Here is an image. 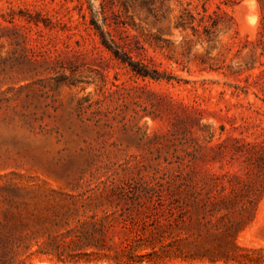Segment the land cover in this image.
I'll return each mask as SVG.
<instances>
[{
  "label": "rangeland",
  "instance_id": "obj_1",
  "mask_svg": "<svg viewBox=\"0 0 264 264\" xmlns=\"http://www.w3.org/2000/svg\"><path fill=\"white\" fill-rule=\"evenodd\" d=\"M168 180L232 198L206 229L264 264V0H0V210Z\"/></svg>",
  "mask_w": 264,
  "mask_h": 264
},
{
  "label": "trees",
  "instance_id": "obj_2",
  "mask_svg": "<svg viewBox=\"0 0 264 264\" xmlns=\"http://www.w3.org/2000/svg\"><path fill=\"white\" fill-rule=\"evenodd\" d=\"M189 20L187 15L180 25ZM95 29L101 45L133 76L160 79L156 70L134 61L96 25ZM216 187L173 180L128 182L101 187L100 193L107 195L103 200L92 199L87 192L51 191L44 205L31 209L23 200L6 198V207L0 210V264H26L33 258L73 264H245L248 258L240 256L232 227L221 236L206 229L212 218L234 204L227 195L215 197ZM164 195L167 201L162 200ZM17 254L21 257L16 260Z\"/></svg>",
  "mask_w": 264,
  "mask_h": 264
},
{
  "label": "bare ground",
  "instance_id": "obj_3",
  "mask_svg": "<svg viewBox=\"0 0 264 264\" xmlns=\"http://www.w3.org/2000/svg\"><path fill=\"white\" fill-rule=\"evenodd\" d=\"M249 4H250V6H252V3L251 2H249Z\"/></svg>",
  "mask_w": 264,
  "mask_h": 264
}]
</instances>
